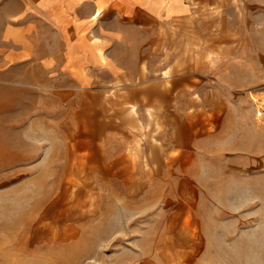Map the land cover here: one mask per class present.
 Instances as JSON below:
<instances>
[{"label": "rangeland", "instance_id": "1", "mask_svg": "<svg viewBox=\"0 0 264 264\" xmlns=\"http://www.w3.org/2000/svg\"><path fill=\"white\" fill-rule=\"evenodd\" d=\"M26 21L8 35L32 52L0 51V264H264V202L247 186L264 166L244 154L246 117L263 147L264 117L258 95L229 89L230 53L264 40V0L109 26L114 66L86 90L40 73L53 30Z\"/></svg>", "mask_w": 264, "mask_h": 264}, {"label": "crops", "instance_id": "2", "mask_svg": "<svg viewBox=\"0 0 264 264\" xmlns=\"http://www.w3.org/2000/svg\"><path fill=\"white\" fill-rule=\"evenodd\" d=\"M201 1L203 0H0V9L4 10L3 17L6 19L0 51L5 60L14 58V55L24 56V53L32 52L31 48L27 49L28 52L21 50L23 46L28 47L26 43L32 38L26 36L24 40L19 35V37L16 36L18 38L16 40L8 35V32L11 31L9 26L11 22L15 21L17 24L25 22L27 25L26 20H30L33 14H36L42 20L43 26L51 27L53 30L52 36H38L41 40L38 41L37 51L33 57L38 59L40 73L53 76L66 75L54 81L70 83L75 86L74 88L86 90L93 84L101 83L102 73H107L109 67L114 66L112 61L114 52L112 53L110 49V42L117 41L122 32L118 30L109 32L107 30L109 26L141 28L164 25L167 21L192 13L195 5L200 4ZM16 2H21V6L14 11L12 5ZM30 8L35 12L29 14L27 9ZM95 26L102 28V31L106 28V32H102L99 36L93 35L91 32ZM14 42H20V51L17 47H13ZM247 47L243 52L230 53L229 89H243L258 95L257 101L263 108L260 118H263V34L260 45ZM234 75H236L235 78ZM230 103H232L230 106L236 107V102L233 104L232 99ZM250 103L251 109H254L253 103H256V108L258 107L257 102L251 100ZM255 118H257L256 114L254 116L251 111L250 116L245 120L244 154L247 162L250 163V168H253L254 163L255 168L259 165L262 168L264 147L262 144L258 146L253 142ZM247 186L250 191L249 197H253L254 193L256 198L264 202V179L248 180Z\"/></svg>", "mask_w": 264, "mask_h": 264}, {"label": "bare ground", "instance_id": "3", "mask_svg": "<svg viewBox=\"0 0 264 264\" xmlns=\"http://www.w3.org/2000/svg\"><path fill=\"white\" fill-rule=\"evenodd\" d=\"M264 96V95H263ZM259 107V106H258ZM264 107V106H263ZM257 109V108H256ZM263 109V108H262ZM262 110H260V108L257 109V114H261ZM257 116V115H256ZM259 116V115H258Z\"/></svg>", "mask_w": 264, "mask_h": 264}]
</instances>
